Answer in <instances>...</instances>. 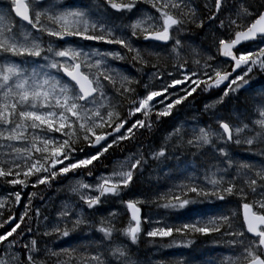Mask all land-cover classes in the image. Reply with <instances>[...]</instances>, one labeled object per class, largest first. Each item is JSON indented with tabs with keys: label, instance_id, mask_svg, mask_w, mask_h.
Wrapping results in <instances>:
<instances>
[{
	"label": "snow or ice",
	"instance_id": "6c2138e0",
	"mask_svg": "<svg viewBox=\"0 0 264 264\" xmlns=\"http://www.w3.org/2000/svg\"><path fill=\"white\" fill-rule=\"evenodd\" d=\"M188 24L205 38L211 32V43L185 45L177 36ZM253 73L264 76V0H92L83 7L7 0L0 6V217L5 208L23 210L0 223V264H139L129 244L141 234L183 249L201 237L228 253L200 264H264V86L251 89L250 105L230 106L250 90ZM212 90L219 95L201 109L212 123L177 124L147 157L129 153L92 183L70 181L76 201H61L55 217L42 214V198L34 207L40 189L77 173L91 177L111 150L170 118L193 93ZM173 137L195 149L191 160L176 157L178 182L151 199L122 200L149 160L171 159ZM146 203L178 222L142 216ZM117 208L128 215L121 228ZM50 237L66 246L41 247ZM169 264L197 262L181 253Z\"/></svg>",
	"mask_w": 264,
	"mask_h": 264
},
{
	"label": "rangeland",
	"instance_id": "374dc122",
	"mask_svg": "<svg viewBox=\"0 0 264 264\" xmlns=\"http://www.w3.org/2000/svg\"><path fill=\"white\" fill-rule=\"evenodd\" d=\"M0 1H5L7 3V0H0ZM67 2L74 3L73 6H82L83 7L84 5L85 6H91L92 5V0H79V2L81 4L78 3V1H76V0H67ZM144 8L148 9L149 7L147 5H144ZM197 34H200V35H199V41H198L199 43L196 46L206 47L207 45H209L211 43V36H212L211 32H209L207 38H205L204 32H202V33L199 32ZM181 35H178L177 38L181 39ZM90 43L92 44L93 47H99L100 51L105 50V47L103 45L97 44L96 42H90ZM185 45L193 46L192 43H189V42H185ZM196 46H193V47H196ZM169 47H171V45H169ZM188 51H190V49L186 47L185 53H187ZM186 58L189 60V63H191V57L186 56ZM169 70H171V69L169 68ZM255 74H258V73H255ZM258 75H259V77L264 78V76H261L260 74H258ZM194 95H195V93H193V96ZM199 95H203V93H201ZM218 95H219V91L212 90V91H210L209 94L203 95L198 102L196 100H194L193 98H191L187 105L175 109L173 115L170 118H162L160 123H154L153 124V128L151 131H149V133L152 134V136L156 135V138H158V141L151 139V141L144 142V144L137 146L130 153H136L139 151V152H143L145 157H147L148 154L150 153V151L157 149L161 144L165 143V139H164L165 136L167 135V133L171 132L172 128L175 127L177 124L184 123L185 129H188V128L192 127L193 124L197 120H199L201 122V126H203L204 124H207V123H212V121L209 120L210 113H204L201 111V109L203 108V105L205 103H208V102L214 100ZM206 96H208V98ZM250 97H251V90L241 92V93H239V100L238 101H236V100L231 101L230 106L243 108L245 105H250L252 103ZM137 118H140L139 115H137ZM152 120L155 121L154 116L152 117ZM187 138H188L187 136L184 137L185 140ZM176 147L179 148L177 150H180L181 153L182 152L186 153L185 155H187L189 157V159H192V153H193V151H195V149H188V148L178 146L177 145V139L175 137L171 138L167 142V148H168L169 154L171 156V159L174 156L175 157H181L180 154H178V153L174 154L173 153L172 148H176ZM237 151H239V150H237ZM128 154L129 153H127L125 156H127ZM124 157L116 159L111 164V166H109V169L107 171H105V173L110 172L112 170L113 166L118 161H122L124 159ZM165 166H166V162L164 160L159 161V162L155 161V160H149V166H146L145 169L149 170L150 168H152L153 169L152 171H154V170L164 169ZM77 174H79V173H77ZM100 174L101 173H98L93 177H89L88 174L84 172V173L77 175L76 177L69 176L68 180H63V181H60L58 183H54L50 189H46V190L40 189L38 191L36 198L33 201V205H34V207H40L41 206V198H42L44 201H47V204L41 209L42 214L45 216H49L50 218L55 217V213L58 210V206L60 205L61 201L68 200V199H72L73 201H76V197L69 192L68 185H69L70 181H72L76 178H82L85 182L92 183L95 181V177L97 175H100ZM142 176L143 175H141V178L135 182L137 184H134V186L128 191V193L126 195H122V197H121L122 200L136 199V198L151 199L150 197H148L145 194V192L143 190H141L143 188L142 185L147 184L144 176L143 177ZM9 187H12V186H9ZM11 189L15 190L14 187ZM26 191H37V190L29 187ZM5 194L6 193H4L3 191H0V195H5ZM139 206L141 207L142 216L144 213H150L152 215L153 220H159L161 218H164L167 220V218H169V215L160 211L155 203H151V204L146 203V204L139 205ZM22 210L23 209L20 205H17L16 208L13 209L12 211H9L7 208L3 209L4 214L2 217H0V223H2L3 220L7 219L8 215H13V212H15V215L18 217L19 211H22ZM109 210H111V209H109ZM117 211L120 212L121 214L116 218L115 226L117 228H121L127 223L128 215L126 213V209H124V208H117ZM86 215H87V213H86ZM100 215H106V213L103 211H101L100 213H97V218ZM142 227H143L145 232L150 230L148 225H142ZM0 231H2V230H0ZM39 231L43 232L44 229L41 228V229H39ZM86 232H87V229H86ZM37 239H41V238H37ZM114 240H116L120 243H125L122 240H120L118 236H115ZM59 243H60V241L56 240L55 237L42 238L41 239V247H43L44 245H48V246L60 245ZM125 244H127V243H125ZM153 254L155 257H153V256L143 257L141 254H135L133 256V259L138 260L139 264H169L170 261H165L164 258L157 257L160 254L159 252L154 251ZM227 254L228 253H226L225 255H227ZM214 257H216V256H214ZM218 259H219V257H218ZM195 261L198 264V260H195Z\"/></svg>",
	"mask_w": 264,
	"mask_h": 264
},
{
	"label": "trees",
	"instance_id": "16d2710c",
	"mask_svg": "<svg viewBox=\"0 0 264 264\" xmlns=\"http://www.w3.org/2000/svg\"><path fill=\"white\" fill-rule=\"evenodd\" d=\"M76 1H78V3H80L79 0H76ZM67 3L71 4V5L74 4V3H70V2H67ZM6 4L7 3L5 1H0V6L6 5ZM148 7H150V6H148ZM199 32L202 33L203 31L197 29L195 27V25H193V24L186 25L185 30L183 32V34L185 36L183 34L181 35L182 42L184 44H185V42H189V43H192L193 46H196L199 43L198 41H199V35L200 34H197ZM185 52H186V48H185ZM170 62L172 63L171 59H168L166 61L167 64L169 63L168 65H171ZM161 63H162V61H161ZM163 63H164V61H163ZM117 64H119L122 69H126L128 72H131L132 74L137 75V79H141V77L135 73V70L133 68H131V66L128 65L126 62L121 61V62H117ZM145 70L147 71L148 69L146 68ZM252 75L254 77H256V79L254 81L250 82V85H251L250 90L251 89H259L262 86H264V78L263 77H259V75L255 74V73ZM216 91H218V90H216ZM209 93L210 92H205V93H203V95H207ZM203 95H197L195 93V95L193 96V99L198 102ZM206 97L208 98V96H206ZM151 139L158 141V138H156V135L152 136V134H150L147 129H142L140 132L137 133L136 140L126 142V143L122 144L120 147L114 148L113 150H111L108 153L107 157L102 161V163L96 165V168L93 170V175L91 177L95 176L98 173H102V172L107 171L109 169V166H111V164L116 159L124 157L127 153L132 152L137 146L144 144V142L151 141ZM172 149H173L174 154L178 153L181 155L182 158L179 157L181 162H183L185 158L189 159V157L187 155H185L186 153H184V152L181 153L180 150H177L179 148L176 147V148H172ZM189 160H191V159H189ZM164 161L166 162V166L164 169H159V170H154V171H152L153 170L152 168H150L149 170L144 169L142 174H139V173L136 174V181L141 178V175L144 176L148 185L147 184L142 185L143 188L141 190H143L145 192V194L150 198H151L153 193L164 192L167 190V188L169 187V185L171 183L178 182L177 180H173V176L175 175V173L172 171L178 163L176 157L174 156L172 159H166ZM147 166H149V163ZM85 173H87V172H85ZM79 174H81V173H79ZM79 174H77V175H79ZM135 184H137V183H135ZM133 186H134V184L131 186V188ZM10 188H13V187H10ZM158 209L160 211H162L163 213L169 215V218H167L168 223L178 222L177 218L173 217L170 213H167L164 209H161V208H158ZM203 211H212V209L205 208V209H203ZM189 215H190V213H185L183 216H181L179 218V220H184ZM85 232H86V229H85ZM118 237L123 242L129 244V242L125 238L120 237V236H118ZM114 239H115V237H114ZM195 240H196L195 244L193 246H191L189 249L176 248V247H164L163 245L170 244V242H171L170 238H163V239H161V238H148L145 235L141 234L140 237L138 238L136 245H130L129 244V246L131 249L132 256H134L135 254H141L143 257H151V256L155 257L153 252L157 251L160 253L157 257L164 258L165 261H171L178 254L182 253L185 256H190V257H193L195 260H198V264H200V262L202 260H207L210 258L218 259V257H220L222 252H223V254L227 253L226 251L223 250V247L214 246L211 243V241H209V240H204L201 237H196ZM59 244H60L59 246H61V247L66 246V244L61 243V241ZM214 256H216V257H214Z\"/></svg>",
	"mask_w": 264,
	"mask_h": 264
},
{
	"label": "bare ground",
	"instance_id": "6f19581e",
	"mask_svg": "<svg viewBox=\"0 0 264 264\" xmlns=\"http://www.w3.org/2000/svg\"><path fill=\"white\" fill-rule=\"evenodd\" d=\"M195 34V33H194ZM184 35V34H183ZM185 36V35H184ZM188 37V36H187ZM180 38V37H179ZM186 39V38H185ZM193 39V38H192ZM187 41V40H186ZM162 63H163V61H162ZM171 63V62H170ZM169 64V63H168ZM14 213V212H13Z\"/></svg>",
	"mask_w": 264,
	"mask_h": 264
}]
</instances>
